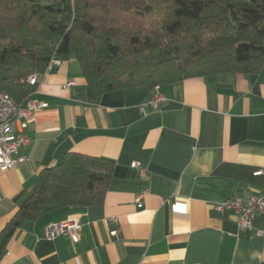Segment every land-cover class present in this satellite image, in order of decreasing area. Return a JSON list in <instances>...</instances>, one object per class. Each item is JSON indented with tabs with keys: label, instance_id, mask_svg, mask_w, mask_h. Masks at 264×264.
Returning a JSON list of instances; mask_svg holds the SVG:
<instances>
[{
	"label": "crops",
	"instance_id": "0c3cea01",
	"mask_svg": "<svg viewBox=\"0 0 264 264\" xmlns=\"http://www.w3.org/2000/svg\"><path fill=\"white\" fill-rule=\"evenodd\" d=\"M160 89L168 104L141 113L145 89L91 102L73 59L39 75L24 103L47 108L28 120V145L19 151L26 162L0 171V233L39 173L65 154L110 160L113 175L101 205L22 225L0 264H264V237L255 235L264 214L255 230L240 231L232 216L212 210L234 195L264 193V175L256 174L264 170V62L254 76L190 78ZM70 218L81 226L78 243L45 238L48 226Z\"/></svg>",
	"mask_w": 264,
	"mask_h": 264
},
{
	"label": "trees",
	"instance_id": "16d2710c",
	"mask_svg": "<svg viewBox=\"0 0 264 264\" xmlns=\"http://www.w3.org/2000/svg\"><path fill=\"white\" fill-rule=\"evenodd\" d=\"M71 59L93 103L190 78L254 76L264 62V0H0V92L22 105L35 89L30 76ZM113 170L73 153L43 169L0 233V256L25 223L101 205Z\"/></svg>",
	"mask_w": 264,
	"mask_h": 264
},
{
	"label": "built area",
	"instance_id": "2783aa9c",
	"mask_svg": "<svg viewBox=\"0 0 264 264\" xmlns=\"http://www.w3.org/2000/svg\"><path fill=\"white\" fill-rule=\"evenodd\" d=\"M57 64V61L51 60L46 71ZM39 75L30 76L26 83L29 86H36ZM70 84L65 85L68 87ZM168 104V100L161 92L159 86L155 87L150 97L138 109L141 113L145 109L151 111H160ZM47 108L46 104L28 102L17 105L10 97L0 92V171L7 172L17 169L26 162V158L19 154V151L28 145V140L24 132L28 126L30 117ZM132 169H136L140 175H145L146 171L138 164L133 163ZM264 175V170L256 173ZM146 191H141L135 199L137 207L142 206L143 197ZM214 213L219 215L229 214L235 220L236 226L240 231H253L254 221L258 215L264 214V193L250 192L246 198L240 195H234L227 201L212 206ZM115 222V221H111ZM81 226L70 218L65 222L50 225L45 229L44 236L52 240L58 236H66L72 243H78L80 240ZM112 234H115L114 232ZM257 237H264L263 230H255Z\"/></svg>",
	"mask_w": 264,
	"mask_h": 264
}]
</instances>
